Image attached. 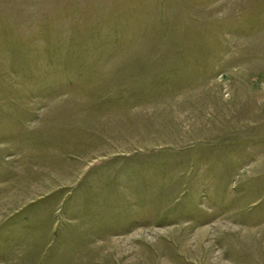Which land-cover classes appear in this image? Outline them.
I'll list each match as a JSON object with an SVG mask.
<instances>
[{"label": "rangeland", "instance_id": "1", "mask_svg": "<svg viewBox=\"0 0 264 264\" xmlns=\"http://www.w3.org/2000/svg\"><path fill=\"white\" fill-rule=\"evenodd\" d=\"M0 264H264V0H0Z\"/></svg>", "mask_w": 264, "mask_h": 264}]
</instances>
